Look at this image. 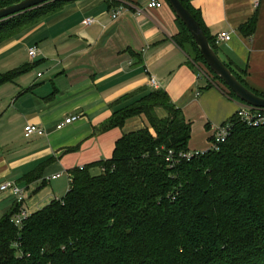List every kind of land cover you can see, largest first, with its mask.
Returning a JSON list of instances; mask_svg holds the SVG:
<instances>
[{
  "label": "crops",
  "instance_id": "1",
  "mask_svg": "<svg viewBox=\"0 0 264 264\" xmlns=\"http://www.w3.org/2000/svg\"><path fill=\"white\" fill-rule=\"evenodd\" d=\"M149 1L69 0L0 44V74L26 70L0 86V185L10 181L26 190L27 216L69 191V171L111 159L124 134L149 126L145 116H138L123 128L100 131L115 111L142 97L156 91L169 95L191 126L190 152L208 151L216 129L241 107L175 42L180 27L167 1L161 0L162 9H149ZM189 2L210 37L231 35L217 46L220 59L250 89L264 94V0ZM87 18L95 20L91 27L82 24ZM252 20L256 28L248 36L241 29ZM33 47L39 50L35 59L29 57ZM150 74L159 90L149 85ZM157 115L167 117L164 110ZM71 117L79 120L57 129ZM29 124L46 135L26 138ZM49 160L40 180H26ZM15 205L10 193L0 191V222Z\"/></svg>",
  "mask_w": 264,
  "mask_h": 264
},
{
  "label": "trees",
  "instance_id": "2",
  "mask_svg": "<svg viewBox=\"0 0 264 264\" xmlns=\"http://www.w3.org/2000/svg\"><path fill=\"white\" fill-rule=\"evenodd\" d=\"M21 1L1 0L0 9ZM68 1L0 23V44ZM181 2L218 54L215 38L189 0ZM178 23L175 42L206 66L190 33ZM256 23L241 31L251 36ZM25 72L0 74V86ZM157 110L167 117L160 119ZM138 116H145L149 126L124 134L111 159L69 171L66 197L26 218L20 228L13 221L21 209L16 203L0 222V264H264V126L249 128L234 117L228 122L231 136L219 150L186 160L179 156L189 152L191 126L169 95L156 91L115 111L100 131L123 128ZM49 164L26 180H40Z\"/></svg>",
  "mask_w": 264,
  "mask_h": 264
},
{
  "label": "water",
  "instance_id": "3",
  "mask_svg": "<svg viewBox=\"0 0 264 264\" xmlns=\"http://www.w3.org/2000/svg\"><path fill=\"white\" fill-rule=\"evenodd\" d=\"M58 0H23L20 3L0 9V23L24 14L26 12L39 9ZM180 20L190 33L206 66L210 72L216 76L236 98L244 105L264 110V98L245 87L224 63L219 55L212 48L209 39L203 31L201 25L193 14L183 5L181 0H167Z\"/></svg>",
  "mask_w": 264,
  "mask_h": 264
},
{
  "label": "built area",
  "instance_id": "4",
  "mask_svg": "<svg viewBox=\"0 0 264 264\" xmlns=\"http://www.w3.org/2000/svg\"><path fill=\"white\" fill-rule=\"evenodd\" d=\"M165 2L161 0H150L148 2L147 7L149 9H162L164 7ZM120 13H116L113 15V19H117ZM95 20L92 18H87L83 21V25L85 27H91L94 24ZM231 40V35L228 33H219L215 38L216 45L218 46L220 43L228 42ZM39 55V50L37 47H33L29 49V57L31 59H35ZM41 77V75H39ZM149 85L154 90H159L161 85L159 81L156 79L155 76L150 74L149 77ZM235 117L244 125L248 126L249 128H260L264 126V110L256 109L247 105L242 104L241 107L238 109ZM79 120V117H71L66 119L63 123L57 126L58 130L63 129L65 126L70 125L74 122ZM25 137L29 138L33 135L43 136L46 135V131L39 126L29 124L24 129ZM232 133V126L230 123H226L225 125L219 126L212 139L211 150H219L220 146L225 144ZM206 151V152H208ZM206 152H188L184 154H180V158L191 160L195 156L202 155ZM170 156H173V153H170ZM58 176H54L53 179H57ZM0 191L3 193H10L11 196L14 197L17 204L21 205L20 212L14 217V223L17 227H22L24 221L27 216V213L23 209V205L27 200L26 190L14 182L5 181L0 185Z\"/></svg>",
  "mask_w": 264,
  "mask_h": 264
},
{
  "label": "rangeland",
  "instance_id": "5",
  "mask_svg": "<svg viewBox=\"0 0 264 264\" xmlns=\"http://www.w3.org/2000/svg\"><path fill=\"white\" fill-rule=\"evenodd\" d=\"M198 65H200L201 67H204V68H206L207 70H208V68L203 64V63H197ZM209 71V70H208ZM209 73H210V71H209ZM211 74V73H210ZM212 75V74H211ZM213 76V75H212ZM214 77V76H213ZM214 80H215V78H214ZM68 193V192H67ZM67 193H65L64 195H62L58 200H63L65 197H66V195H67Z\"/></svg>",
  "mask_w": 264,
  "mask_h": 264
}]
</instances>
